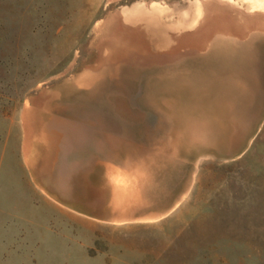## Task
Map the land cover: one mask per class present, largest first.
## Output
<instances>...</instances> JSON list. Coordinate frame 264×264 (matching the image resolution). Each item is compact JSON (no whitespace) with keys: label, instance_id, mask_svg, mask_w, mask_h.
Masks as SVG:
<instances>
[{"label":"rangeland","instance_id":"374dc122","mask_svg":"<svg viewBox=\"0 0 264 264\" xmlns=\"http://www.w3.org/2000/svg\"><path fill=\"white\" fill-rule=\"evenodd\" d=\"M173 2L181 9L182 0H0V264H264V113H250L235 139L209 129L205 145L179 156L174 184L163 186L170 194L152 196L130 217L112 212L110 177L130 174L152 156L154 112L138 129L144 135L126 139L130 146L117 154L105 146L68 172L62 192L56 180L44 181L47 191L32 177L28 111L43 112L37 103L45 92L92 66L115 35L126 34L121 10L138 6L150 14ZM174 46L165 55L183 53ZM142 91L135 81L129 97ZM128 105L127 116H139L130 99Z\"/></svg>","mask_w":264,"mask_h":264},{"label":"bare ground","instance_id":"6f19581e","mask_svg":"<svg viewBox=\"0 0 264 264\" xmlns=\"http://www.w3.org/2000/svg\"><path fill=\"white\" fill-rule=\"evenodd\" d=\"M240 1L264 10V0ZM137 7L121 10L120 28L126 34L115 35L96 63L45 92L37 103V110L43 112L28 111L27 162L41 182L53 179L61 185L68 172L78 170L79 163L98 149L130 146L126 139L144 135L138 129L147 125L148 113L154 112L156 131L151 136L158 141L157 157L145 181L147 190L158 192L178 173L179 156L205 145L209 129L217 128L212 131L231 139L238 124L251 122L249 108L257 105L255 99L261 97L257 92H263L264 35L250 37L243 46L222 38L208 53L174 51L168 57L167 48L184 45L178 34L180 22L169 16L168 8L154 6L149 14ZM137 25L140 37L134 40L130 32ZM150 25L156 27L154 33H149ZM145 60L150 64H142ZM135 81L141 82L143 91L134 101L129 93ZM129 99L139 116H127ZM53 169L54 176L48 174ZM43 172L46 176L41 177ZM151 174H157V179Z\"/></svg>","mask_w":264,"mask_h":264},{"label":"crops","instance_id":"0c3cea01","mask_svg":"<svg viewBox=\"0 0 264 264\" xmlns=\"http://www.w3.org/2000/svg\"><path fill=\"white\" fill-rule=\"evenodd\" d=\"M239 3L243 5H240ZM168 10L170 12L169 16L172 15V18H176L177 21L180 22L177 26L178 29H180L178 34L183 36L184 45L181 48L183 51H202L208 53V51L211 50L212 45L218 39H230L234 44L243 46L248 43L250 37L255 36L256 34L264 35V10L252 6L246 7L245 3L240 0H182L181 9L176 11L175 2H173L168 5ZM186 17L188 18L186 19ZM197 44L198 46H195ZM178 50H180V48ZM262 87L263 92H257L261 95L260 98H262V102L257 103V105L254 106L255 109L251 111L257 115L264 113L263 84ZM257 120L258 118L255 119V121ZM254 122L249 123L248 126L252 124L250 127L252 128ZM238 133L235 135L234 139L241 136V134ZM119 147L115 150L117 151ZM100 151L101 150L98 149L96 152ZM156 152L157 149L154 148L152 156L145 160V162H140L139 166H137L130 174L116 170L115 175L110 177V179H112V191L114 192L110 198V202L112 205V212L115 214V217H130L137 209L144 208L148 203L155 201L152 196L158 195L160 198L163 194H165V196L170 194L168 193L169 191L165 189L166 185L168 182L169 184H174L176 180L174 178L177 174H175V177H173V174L172 177L169 178V181L165 184V188L163 187L160 189L161 191L155 193L147 190L146 188L147 183L145 180L148 178L147 173H149V169L153 168L155 165L153 161L157 157L154 154ZM128 153L129 151H125V154ZM77 169H79V165ZM32 177L35 178L33 175ZM61 180V185H59L56 181L55 188H58L56 192L57 194L58 192H62V190H64L63 188H65L67 183V179L65 178H62ZM82 182L84 183V186H87L86 179H83ZM89 184L94 186L93 188L97 191H101L98 188L100 186L99 183L95 180H90ZM39 185L49 191L48 189L50 187L46 185V182L39 183Z\"/></svg>","mask_w":264,"mask_h":264}]
</instances>
